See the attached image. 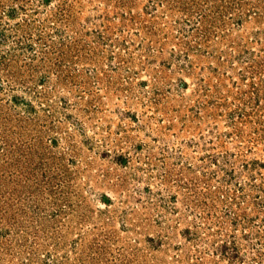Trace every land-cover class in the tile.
I'll list each match as a JSON object with an SVG mask.
<instances>
[{
  "label": "rangeland",
  "instance_id": "obj_1",
  "mask_svg": "<svg viewBox=\"0 0 264 264\" xmlns=\"http://www.w3.org/2000/svg\"><path fill=\"white\" fill-rule=\"evenodd\" d=\"M0 264H264V0H0Z\"/></svg>",
  "mask_w": 264,
  "mask_h": 264
}]
</instances>
